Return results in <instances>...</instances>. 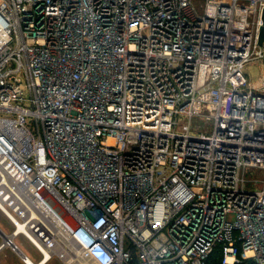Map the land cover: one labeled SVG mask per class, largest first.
Returning <instances> with one entry per match:
<instances>
[{"label":"built area","instance_id":"1","mask_svg":"<svg viewBox=\"0 0 264 264\" xmlns=\"http://www.w3.org/2000/svg\"><path fill=\"white\" fill-rule=\"evenodd\" d=\"M263 9L0 0V250L22 235L38 264H206L218 246L264 264V74L246 73L264 69Z\"/></svg>","mask_w":264,"mask_h":264},{"label":"rangeland","instance_id":"2","mask_svg":"<svg viewBox=\"0 0 264 264\" xmlns=\"http://www.w3.org/2000/svg\"><path fill=\"white\" fill-rule=\"evenodd\" d=\"M246 73L249 76V80L256 84L259 82L260 77L264 74L263 67L258 63H251L246 66ZM195 126H199L204 128L206 126V120L204 119H195L194 121ZM209 125H207V128ZM247 178L254 179V178H262L263 175L261 173L255 174L254 171H249L246 174ZM260 186V185H259ZM0 225L6 229V225H9L4 217L0 214ZM10 228H12L10 226ZM11 230V229H10ZM19 247L26 253L29 254L31 259L36 261L39 257L37 251L30 245V243L24 238V236L19 235L15 238ZM0 264H23L19 260V254L13 250H5L0 252ZM47 264H59V261L55 258L48 261Z\"/></svg>","mask_w":264,"mask_h":264},{"label":"crops","instance_id":"3","mask_svg":"<svg viewBox=\"0 0 264 264\" xmlns=\"http://www.w3.org/2000/svg\"><path fill=\"white\" fill-rule=\"evenodd\" d=\"M0 214L4 217V219L7 221V222H9L8 220H7V218L1 213V211H0ZM9 224H10V226H11V223L9 222ZM10 226L9 225H6V229L4 228V227H2L1 225H0V242H1V240H2V238H3V233H5V234H9L10 233ZM12 227V226H11ZM25 238V237H24ZM26 239V238H25ZM27 240V239H26ZM28 241V240H27ZM15 242H16V240H15ZM29 242V241H28ZM17 243V242H16ZM30 243V242H29ZM18 245V244H17ZM30 245L34 248V246L30 243ZM18 247H19V245H18ZM35 249V248H34ZM5 250H13V249H11L10 247H5V248H3V249H1L0 250V252H2V251H5ZM36 250V249H35ZM13 251H15V252H17L18 254H19V260H20V262H22L23 264H27V263H25L24 261H23V255H26L28 258H30L31 259V257L29 256V254L28 253H26V252H24L20 247L18 248V250H13ZM38 253V252H37ZM38 255H39V253H38ZM53 259V258H52ZM56 259V258H55ZM58 260V259H57ZM35 261V260H34ZM39 262L40 261V255H39V257H38V259L36 260V262ZM48 262H46V263H44V264H47Z\"/></svg>","mask_w":264,"mask_h":264},{"label":"clouds","instance_id":"4","mask_svg":"<svg viewBox=\"0 0 264 264\" xmlns=\"http://www.w3.org/2000/svg\"><path fill=\"white\" fill-rule=\"evenodd\" d=\"M104 223L105 221L103 219H99L96 225H98V227H101L102 225H104ZM96 225L94 226L95 228ZM76 234L82 245L90 246L93 243L86 229L82 228Z\"/></svg>","mask_w":264,"mask_h":264},{"label":"trees","instance_id":"5","mask_svg":"<svg viewBox=\"0 0 264 264\" xmlns=\"http://www.w3.org/2000/svg\"><path fill=\"white\" fill-rule=\"evenodd\" d=\"M222 260V252H221V247L218 246L213 253L209 256L206 264H221ZM243 264H252L251 261H247Z\"/></svg>","mask_w":264,"mask_h":264},{"label":"water","instance_id":"6","mask_svg":"<svg viewBox=\"0 0 264 264\" xmlns=\"http://www.w3.org/2000/svg\"><path fill=\"white\" fill-rule=\"evenodd\" d=\"M262 20H263V25L261 26V29H260L259 41H258L260 45H263V42H264V9L262 13Z\"/></svg>","mask_w":264,"mask_h":264},{"label":"bare ground","instance_id":"7","mask_svg":"<svg viewBox=\"0 0 264 264\" xmlns=\"http://www.w3.org/2000/svg\"><path fill=\"white\" fill-rule=\"evenodd\" d=\"M45 261V260H44ZM42 261L40 264H44L45 262ZM39 262L33 261L32 259L28 258V263L27 264H38Z\"/></svg>","mask_w":264,"mask_h":264}]
</instances>
